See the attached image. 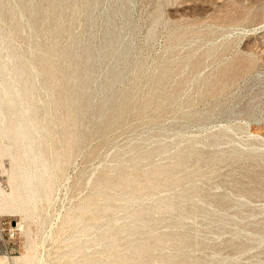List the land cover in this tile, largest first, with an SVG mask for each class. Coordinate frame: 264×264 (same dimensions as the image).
I'll use <instances>...</instances> for the list:
<instances>
[{
	"label": "rangeland",
	"instance_id": "1",
	"mask_svg": "<svg viewBox=\"0 0 264 264\" xmlns=\"http://www.w3.org/2000/svg\"><path fill=\"white\" fill-rule=\"evenodd\" d=\"M53 1L60 6L56 19ZM30 2L39 8V28L30 38L12 29L10 14L0 24L28 61L44 58L53 73L45 89L54 99L67 94L69 79L60 69L86 73L85 96H101L108 74L122 72L114 104L120 109L123 95L128 103L122 123L69 150L61 134L75 129L58 103L66 123L53 135L65 162L28 210L26 200H8L22 193L15 162L2 149L13 141L0 137V264H81L84 251H99L106 244L101 239L83 245V253L65 240L82 225L75 221L82 202L105 194L121 198V191L99 192L92 183L116 154L121 172L130 170L135 150V159L151 154L142 160L144 172L165 168L180 188L139 193L145 202L131 210L159 207L158 213L124 219L129 211L116 212L129 224L125 229L143 227L118 242L123 252L138 264H264V0ZM55 26L60 32L53 38ZM72 41L78 52L92 50L88 64H97V72L79 60L64 66ZM109 45L116 57L109 56ZM40 98L38 92L36 104L44 109ZM121 172L115 175L120 181L128 174ZM167 203L172 211L162 207Z\"/></svg>",
	"mask_w": 264,
	"mask_h": 264
},
{
	"label": "bare ground",
	"instance_id": "2",
	"mask_svg": "<svg viewBox=\"0 0 264 264\" xmlns=\"http://www.w3.org/2000/svg\"><path fill=\"white\" fill-rule=\"evenodd\" d=\"M0 3V18L4 14L12 15L14 18L12 29L19 35L30 38L38 30L39 8L37 3L30 2L31 6H28L26 0H15L11 3L0 0ZM51 8L54 19H56L60 6L53 1ZM59 32L60 27L58 26L49 30L53 38L58 37ZM31 45L28 44V52L31 50ZM74 46L75 41H72L70 49L63 52L64 66L79 60L87 66L89 71L97 72L99 68L97 64H88L93 57L92 50L87 48L78 52L74 50ZM108 48L111 50L109 56L116 57L118 50L113 45H109ZM33 61H28L20 48L15 46L7 36L6 28L0 24V137L5 136L13 141L3 146L2 149L4 153L8 152L15 162L14 171L18 174V183L22 193L18 196L17 193L12 192L8 200L12 201V204L16 202L22 204L26 200V210L37 202L41 190L47 193L48 184L59 175L65 162L62 159L66 155L58 152L62 145L55 140L53 135V130L57 125L65 128L66 121L59 116V107L64 106L66 119L73 123L75 129L74 132L66 131L61 134L65 136V149L69 150L73 144L82 145L92 138L100 137L109 128L122 123L124 115L122 111H125L128 103L127 95H123L120 109L114 104V84L121 80L122 72L108 74L101 85V96L94 94L85 96L88 88V85L83 82L87 77L86 73L63 74V69H60L62 79L64 81H67L66 78L69 79L67 94L61 101H56L52 91L49 88L45 89L46 80L50 81L53 77L51 68L46 65L41 56H35ZM38 92L42 93L40 99H43L44 109H40L36 104ZM58 103L61 105L59 106ZM40 112L42 116H39ZM166 146L163 144L159 150H165ZM137 152L135 150L131 155L130 170H126L123 166L121 172L122 156L116 154L114 163L102 167L92 183V187L99 192L121 191V198L116 199L105 194L89 200L88 204H91V207H88L86 202L80 204L75 221L82 225H79L80 227L78 226L79 228L65 242L71 246H78L76 251L80 253H83V245H92L96 239L106 242L99 251H93V249L84 251L87 255L80 258L83 262L81 264H138L137 259L131 258L129 253L122 251V247L126 246L119 245L118 242L130 236L132 233L130 235L129 233L132 230L139 232L143 227L125 229L129 224L122 223L116 212L129 211L125 213L124 219H131L146 213H158L159 207L144 209L140 213L131 210L134 204L143 205L145 202V198L139 193L152 191L155 187L163 190L180 188L177 181H171L166 177L165 168L144 172L142 160H150L151 154L143 159H135ZM120 172L128 173L121 181L115 178V175ZM162 207L167 211L173 210L170 203ZM100 215L105 218H99ZM97 227L104 232L102 236L94 231ZM108 249L109 254L105 255L103 251ZM158 250L162 252L164 249L160 247ZM77 252L73 254V257H77Z\"/></svg>",
	"mask_w": 264,
	"mask_h": 264
}]
</instances>
